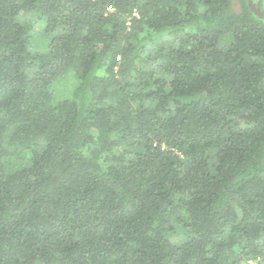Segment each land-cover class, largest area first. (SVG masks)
<instances>
[{"label":"trees","instance_id":"16d2710c","mask_svg":"<svg viewBox=\"0 0 264 264\" xmlns=\"http://www.w3.org/2000/svg\"><path fill=\"white\" fill-rule=\"evenodd\" d=\"M233 2L0 0V264H264V21Z\"/></svg>","mask_w":264,"mask_h":264},{"label":"rangeland","instance_id":"374dc122","mask_svg":"<svg viewBox=\"0 0 264 264\" xmlns=\"http://www.w3.org/2000/svg\"><path fill=\"white\" fill-rule=\"evenodd\" d=\"M246 3L251 7L252 12L262 21H264V0H245ZM236 3V0L233 2ZM236 5V4H235ZM43 38L42 36L40 39ZM38 40V39H37ZM43 40L41 39V42ZM75 80L74 77H69V83L73 82ZM65 88H67V84H65Z\"/></svg>","mask_w":264,"mask_h":264},{"label":"built area","instance_id":"2783aa9c","mask_svg":"<svg viewBox=\"0 0 264 264\" xmlns=\"http://www.w3.org/2000/svg\"><path fill=\"white\" fill-rule=\"evenodd\" d=\"M112 11V8L108 7V12Z\"/></svg>","mask_w":264,"mask_h":264},{"label":"clouds","instance_id":"9594fccd","mask_svg":"<svg viewBox=\"0 0 264 264\" xmlns=\"http://www.w3.org/2000/svg\"><path fill=\"white\" fill-rule=\"evenodd\" d=\"M111 12V11H110Z\"/></svg>","mask_w":264,"mask_h":264}]
</instances>
